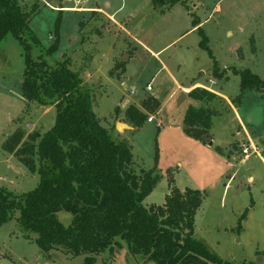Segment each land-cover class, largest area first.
<instances>
[{"label":"rangeland","instance_id":"1","mask_svg":"<svg viewBox=\"0 0 264 264\" xmlns=\"http://www.w3.org/2000/svg\"><path fill=\"white\" fill-rule=\"evenodd\" d=\"M18 2L25 11L36 10L29 27L41 47L32 44V59L43 57L51 67L71 61L70 68L80 73L93 96L101 125L113 138L126 139L132 146L137 173L155 167L158 149L160 181L144 205H163L172 178L182 191L200 190L204 201L196 215L194 237L230 264H264V96L249 92L233 103L240 93V77L230 70L249 69L264 79V0H185L186 6L178 4L171 11L156 8L151 0ZM76 6L101 8L114 15L118 25ZM59 17L60 47L49 56L46 52L55 40L51 34ZM194 20L201 23L196 28ZM200 31L208 38L219 69L227 71V80L214 78V60L200 46ZM25 68L24 49L9 34L0 44V187L17 196L34 190L40 176L4 150L6 141L19 129L24 140L32 132L42 135L57 117L54 106L24 99ZM196 82L224 98L209 105L216 111L212 146L184 133L188 108L207 107L188 96L186 88ZM130 106L141 107L147 120L154 121L134 128L126 116ZM118 123L131 129L118 132ZM249 140L258 146L259 155L252 151L243 155L242 146H248ZM246 209L238 232V220ZM58 218L65 226L72 220L67 212H60ZM122 244L123 249L97 257L95 264H156L135 257ZM0 253L2 264H85L87 257L71 258L58 251L46 258L16 220L0 227Z\"/></svg>","mask_w":264,"mask_h":264},{"label":"trees","instance_id":"2","mask_svg":"<svg viewBox=\"0 0 264 264\" xmlns=\"http://www.w3.org/2000/svg\"><path fill=\"white\" fill-rule=\"evenodd\" d=\"M151 1L163 10L178 4L186 6L185 0ZM35 13V9L25 11L18 0H0V44L9 34L18 40L26 64L21 88L24 99L43 107L54 106L57 117L55 125L42 135L32 132L24 140V132L19 129L6 141L4 150L30 173H37L40 183L20 196L0 187V227L16 220L19 230L48 259L60 251L71 258L85 255V264H95L97 257L123 249L124 242L132 255L156 264H230L194 237L196 215L204 201L200 190L182 191L172 178L163 205H144L160 181L156 174L158 149L155 167L137 173L132 146L126 139L113 138L101 125L93 96L80 73L70 68L71 61L66 59L51 67L43 57L32 59V44L41 47L29 27ZM193 23L195 28L201 24L198 20ZM200 33V46L214 60V78L227 80V71L219 69L208 38ZM51 36L55 40L46 52L49 56L60 47V17ZM122 66L125 72V64ZM230 70L240 77V93L233 103H239L249 92L264 96V79L249 69ZM188 96L207 107L188 108L184 133L208 144L216 114L209 105L221 97L201 87ZM154 102L159 106L157 100ZM126 116L134 128L149 120L135 106L127 109ZM248 210L238 220V232L243 229ZM60 212L72 216L68 226L59 220Z\"/></svg>","mask_w":264,"mask_h":264},{"label":"crops","instance_id":"3","mask_svg":"<svg viewBox=\"0 0 264 264\" xmlns=\"http://www.w3.org/2000/svg\"><path fill=\"white\" fill-rule=\"evenodd\" d=\"M77 7V6H76ZM173 8V7H172ZM172 8H170V9H167L168 11H171V9ZM77 9H79V10H81V11H83V12H85V10L86 11H88V12H93V13H99V14H103V15H105L107 18H109V20L110 21H113L116 25H118V22L116 21V19L114 18V15H109L108 13H107V11H104V10H102L101 8H84V7H82V6H78L77 7ZM162 51H159V53H157V55L158 54H160ZM126 70V69H125ZM121 78V77H120ZM196 87H201V88H204V86L201 84V83H198V82H196V83H194L193 85H191L190 87H187L186 88V91H187V93H189L191 90H193L194 88H196ZM124 88H126V85H124ZM214 92V91H213ZM216 94H218L220 97H221V99L223 100L224 98L221 96V94L220 93H218V92H215ZM224 101V100H223ZM225 101H227V103H229V104H231V102H230V100H225ZM232 105V104H231ZM123 108V107H122ZM139 109H141V107L139 108ZM142 110V109H141ZM152 118V117H151ZM237 118H238V116H237ZM149 121V120H148ZM238 121L240 122V123H242L241 122V119L240 118H238ZM243 124V123H242ZM244 126V125H243ZM213 138V137H212ZM210 146H212V144H209ZM250 179H253L252 177L250 178Z\"/></svg>","mask_w":264,"mask_h":264},{"label":"built area","instance_id":"4","mask_svg":"<svg viewBox=\"0 0 264 264\" xmlns=\"http://www.w3.org/2000/svg\"><path fill=\"white\" fill-rule=\"evenodd\" d=\"M71 1H73V0H66V2H71ZM77 1H79V2H81L82 0H77ZM147 91L148 92H151V91H153V87H152V85L151 84H149L148 86H147ZM133 92V91H132ZM134 93V92H133ZM154 121V119L153 118H149V122H153ZM242 127H243V124L241 123L240 124ZM250 151H252L253 153H255V154H257V155H259L260 154V152H259V150H258V146L256 145V144H254V142H252V140H249L248 141V146H245V145H243L242 146V153H243V155H248V154H250ZM4 259V257L2 256V254L0 253V264H2V260Z\"/></svg>","mask_w":264,"mask_h":264},{"label":"water","instance_id":"5","mask_svg":"<svg viewBox=\"0 0 264 264\" xmlns=\"http://www.w3.org/2000/svg\"><path fill=\"white\" fill-rule=\"evenodd\" d=\"M202 75H203V74H202ZM116 128H117V131H118V132H121L122 128H128V129H131L130 126H128V125H126V124H122V123H118L117 126H116ZM210 144H212V143H210Z\"/></svg>","mask_w":264,"mask_h":264}]
</instances>
